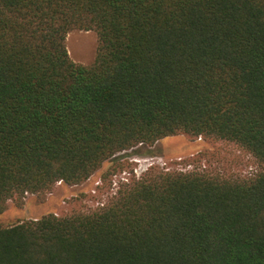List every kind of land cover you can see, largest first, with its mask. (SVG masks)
Instances as JSON below:
<instances>
[{
  "label": "trees",
  "instance_id": "obj_1",
  "mask_svg": "<svg viewBox=\"0 0 264 264\" xmlns=\"http://www.w3.org/2000/svg\"><path fill=\"white\" fill-rule=\"evenodd\" d=\"M94 31V62L65 39ZM185 135L248 179L151 171L102 207L0 225V264H264V0H0V214Z\"/></svg>",
  "mask_w": 264,
  "mask_h": 264
},
{
  "label": "rangeland",
  "instance_id": "obj_2",
  "mask_svg": "<svg viewBox=\"0 0 264 264\" xmlns=\"http://www.w3.org/2000/svg\"><path fill=\"white\" fill-rule=\"evenodd\" d=\"M98 45L94 31L73 30L65 39L70 59L84 66L94 62ZM260 170L257 160L232 142L191 139L185 135L167 137L153 147H137L117 154L80 185L57 183L43 200L35 195H27L21 207L9 201L6 211L0 214V225L7 226L46 214L63 216L72 211L98 209L106 205L123 184L151 171L201 172L223 178L248 179Z\"/></svg>",
  "mask_w": 264,
  "mask_h": 264
},
{
  "label": "built area",
  "instance_id": "obj_3",
  "mask_svg": "<svg viewBox=\"0 0 264 264\" xmlns=\"http://www.w3.org/2000/svg\"><path fill=\"white\" fill-rule=\"evenodd\" d=\"M135 173L138 174V171L136 170Z\"/></svg>",
  "mask_w": 264,
  "mask_h": 264
}]
</instances>
